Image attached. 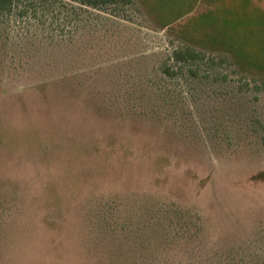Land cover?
<instances>
[{"label":"rangeland","instance_id":"rangeland-1","mask_svg":"<svg viewBox=\"0 0 264 264\" xmlns=\"http://www.w3.org/2000/svg\"><path fill=\"white\" fill-rule=\"evenodd\" d=\"M259 66L264 0H14L0 264H264Z\"/></svg>","mask_w":264,"mask_h":264},{"label":"trees","instance_id":"trees-1","mask_svg":"<svg viewBox=\"0 0 264 264\" xmlns=\"http://www.w3.org/2000/svg\"><path fill=\"white\" fill-rule=\"evenodd\" d=\"M76 1L83 6L91 7L94 9H98L100 7H104L110 3H113V0H76ZM13 3H14V0H0V13L10 12L12 9ZM159 19H161V18H159ZM181 21H182V19H176L175 21H171V22L160 21L159 25L163 28H168V29H171V27L173 25H175L179 29V32H177L179 34L178 36L181 39H183V41H185L187 43H198L195 40L188 38L187 36H185L183 33L180 32V31H182V29L184 27V25L180 24ZM199 45H201V44H199ZM202 46H203V44H202ZM229 53L234 58H237L235 53H234V50H232V49L229 50ZM198 57H199V54L190 48H187L186 50L175 51L173 54V59L177 63H186L189 61H195L198 59ZM256 68H258L259 70L260 69L264 70V67L260 68V66H259ZM260 177L262 179H264V172H262L260 174Z\"/></svg>","mask_w":264,"mask_h":264}]
</instances>
